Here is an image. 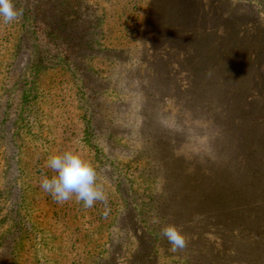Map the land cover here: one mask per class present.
Masks as SVG:
<instances>
[{
  "label": "rangeland",
  "instance_id": "obj_1",
  "mask_svg": "<svg viewBox=\"0 0 264 264\" xmlns=\"http://www.w3.org/2000/svg\"><path fill=\"white\" fill-rule=\"evenodd\" d=\"M54 1L13 0L21 14L0 23V264H139L135 253L150 244L157 254L148 261L187 264L188 251L200 254L199 240L172 252L160 231L151 235L164 213V175L179 176L181 189V167L214 168L223 152L209 145L205 113L188 111L181 75L163 89L170 99H152L162 92L163 36L173 31L176 0H72L89 35L71 53L44 24L55 26L43 18ZM217 1L213 7L251 16L264 31V0ZM67 58L81 64L85 81ZM71 146L95 165L107 217L99 201L61 204L40 187L42 174L51 175L48 156Z\"/></svg>",
  "mask_w": 264,
  "mask_h": 264
},
{
  "label": "trees",
  "instance_id": "obj_2",
  "mask_svg": "<svg viewBox=\"0 0 264 264\" xmlns=\"http://www.w3.org/2000/svg\"><path fill=\"white\" fill-rule=\"evenodd\" d=\"M54 2L56 10H49L43 18L50 16L55 26L44 24L50 33L67 41L70 53L82 52L88 27L79 25L80 14L72 0ZM175 2L174 23H167L173 31L163 36L162 92L152 99H170L171 94L163 89L173 84L171 76L181 75L188 111L192 117L205 113L202 122L212 135L209 145L223 152V158L218 155L211 169L201 165L187 173L188 168L181 167L186 174H182L186 185L181 189L179 176L164 175L172 190H167L168 184L162 193L164 213L158 212L160 223L152 226L151 235L160 231L166 239L161 234L166 223L182 226L188 248L198 240L203 247L200 254L187 252V264H264V31L251 16L243 21L246 15L239 19L213 7L217 0ZM66 60L85 81L81 64ZM160 112L156 108V117ZM166 148L167 144L162 150ZM140 248L135 258L144 260L139 264H154L148 259L156 258L155 244ZM205 254L207 258L201 259Z\"/></svg>",
  "mask_w": 264,
  "mask_h": 264
},
{
  "label": "clouds",
  "instance_id": "obj_3",
  "mask_svg": "<svg viewBox=\"0 0 264 264\" xmlns=\"http://www.w3.org/2000/svg\"><path fill=\"white\" fill-rule=\"evenodd\" d=\"M20 11L15 8L13 0H0V23L9 24L15 21ZM46 167L51 175L41 176L40 187L50 194L57 203H65L75 197L85 208H92L97 201L104 204V216L107 217L110 208L104 185L98 183L97 170L93 162L85 157L76 146L64 151L50 154ZM153 223L159 224V218H153ZM161 234L167 239L172 252H178L187 247V236L182 226L166 223Z\"/></svg>",
  "mask_w": 264,
  "mask_h": 264
}]
</instances>
